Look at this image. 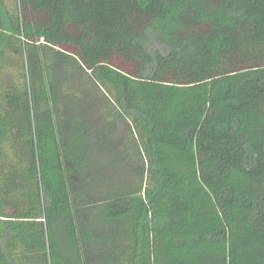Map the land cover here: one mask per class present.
Returning <instances> with one entry per match:
<instances>
[{
    "label": "trees",
    "instance_id": "1",
    "mask_svg": "<svg viewBox=\"0 0 264 264\" xmlns=\"http://www.w3.org/2000/svg\"><path fill=\"white\" fill-rule=\"evenodd\" d=\"M0 264H264V0H0Z\"/></svg>",
    "mask_w": 264,
    "mask_h": 264
}]
</instances>
